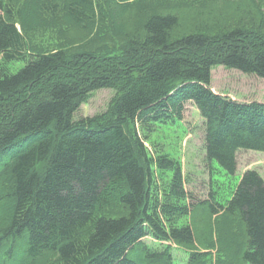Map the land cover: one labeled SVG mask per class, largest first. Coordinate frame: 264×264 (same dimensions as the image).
I'll return each mask as SVG.
<instances>
[{"label": "trees", "instance_id": "trees-1", "mask_svg": "<svg viewBox=\"0 0 264 264\" xmlns=\"http://www.w3.org/2000/svg\"><path fill=\"white\" fill-rule=\"evenodd\" d=\"M188 1L0 0V264H264L263 177L198 200L153 140L191 103L209 164L264 152V102L210 87L217 65L264 79V0Z\"/></svg>", "mask_w": 264, "mask_h": 264}, {"label": "rangeland", "instance_id": "rangeland-1", "mask_svg": "<svg viewBox=\"0 0 264 264\" xmlns=\"http://www.w3.org/2000/svg\"><path fill=\"white\" fill-rule=\"evenodd\" d=\"M202 1L196 3L194 0H190L188 2L197 12L202 10L207 12L208 6L212 7L215 12L226 11L229 10L227 9L229 3L234 6L237 2V0ZM192 2L194 3L192 4ZM179 7L183 8L182 5ZM72 33L74 36L78 34L76 29H73ZM35 49L38 50L36 47ZM210 87L214 92L227 95L237 101L264 102V79L246 75L237 70L225 68L222 65L212 68ZM113 94V90L110 89H102L91 93L81 103L80 114L90 116L101 112L107 107ZM153 140L155 149H164L180 161L185 179V189L198 200L206 199L211 189L219 190L218 187H221L220 190L225 189V191H228L229 187L235 185L239 176L246 170H256L264 179V152L239 150L237 152L235 175L227 174L216 162L209 164L205 161L203 119L197 108L191 103L185 105L180 123L173 124L169 122L164 127H159L158 133L153 135ZM146 145L150 147V152H154L153 145L150 143ZM6 157V154L2 156L0 163L4 162ZM201 215L200 211H195L189 219L191 224L194 223L195 228L201 225ZM144 241L149 245H157L150 237L145 238ZM19 252L21 251L19 250ZM172 254L175 264H186L188 254L182 248L172 244Z\"/></svg>", "mask_w": 264, "mask_h": 264}, {"label": "bare ground", "instance_id": "bare-ground-1", "mask_svg": "<svg viewBox=\"0 0 264 264\" xmlns=\"http://www.w3.org/2000/svg\"><path fill=\"white\" fill-rule=\"evenodd\" d=\"M1 167V166H0Z\"/></svg>", "mask_w": 264, "mask_h": 264}]
</instances>
